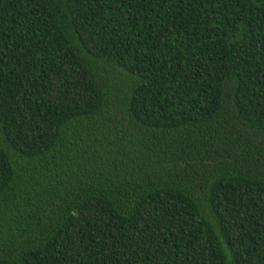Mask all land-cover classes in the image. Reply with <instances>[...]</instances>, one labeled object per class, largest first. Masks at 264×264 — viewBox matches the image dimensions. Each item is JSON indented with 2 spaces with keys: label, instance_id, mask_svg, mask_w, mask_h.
<instances>
[{
  "label": "trees",
  "instance_id": "trees-1",
  "mask_svg": "<svg viewBox=\"0 0 264 264\" xmlns=\"http://www.w3.org/2000/svg\"><path fill=\"white\" fill-rule=\"evenodd\" d=\"M0 264H264V0H0Z\"/></svg>",
  "mask_w": 264,
  "mask_h": 264
}]
</instances>
